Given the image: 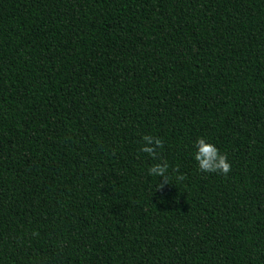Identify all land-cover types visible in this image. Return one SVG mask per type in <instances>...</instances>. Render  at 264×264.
I'll return each instance as SVG.
<instances>
[{
  "label": "trees",
  "instance_id": "16d2710c",
  "mask_svg": "<svg viewBox=\"0 0 264 264\" xmlns=\"http://www.w3.org/2000/svg\"><path fill=\"white\" fill-rule=\"evenodd\" d=\"M0 264H264V0H0Z\"/></svg>",
  "mask_w": 264,
  "mask_h": 264
},
{
  "label": "clouds",
  "instance_id": "9594fccd",
  "mask_svg": "<svg viewBox=\"0 0 264 264\" xmlns=\"http://www.w3.org/2000/svg\"><path fill=\"white\" fill-rule=\"evenodd\" d=\"M142 145L140 151L147 154L153 160H159L148 169L150 176L158 177V183L155 188L154 195L162 192L166 185H170L169 165L166 161L161 159V150L164 148L163 141L152 135H144L142 138ZM197 149L195 153V160L198 162V168L203 173H219L227 176L231 170L232 165L228 159L227 154H221L219 149L205 138H199L195 142ZM173 173H179V166L172 169ZM185 175H176L177 181H184Z\"/></svg>",
  "mask_w": 264,
  "mask_h": 264
}]
</instances>
